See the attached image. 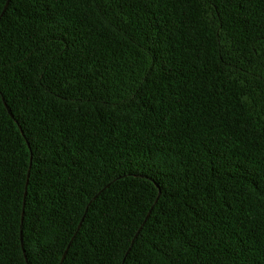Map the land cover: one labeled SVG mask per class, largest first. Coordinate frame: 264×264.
Returning <instances> with one entry per match:
<instances>
[{
    "label": "trees",
    "instance_id": "obj_1",
    "mask_svg": "<svg viewBox=\"0 0 264 264\" xmlns=\"http://www.w3.org/2000/svg\"><path fill=\"white\" fill-rule=\"evenodd\" d=\"M262 193L264 0H0V264H264Z\"/></svg>",
    "mask_w": 264,
    "mask_h": 264
},
{
    "label": "snow or ice",
    "instance_id": "obj_2",
    "mask_svg": "<svg viewBox=\"0 0 264 264\" xmlns=\"http://www.w3.org/2000/svg\"><path fill=\"white\" fill-rule=\"evenodd\" d=\"M257 187L259 188L260 186L257 185ZM262 194H264V193H262ZM161 214L164 215V216L168 215V213L166 211H162ZM129 256H131V253H129ZM128 259H129V257H122L121 258L122 264H128Z\"/></svg>",
    "mask_w": 264,
    "mask_h": 264
}]
</instances>
